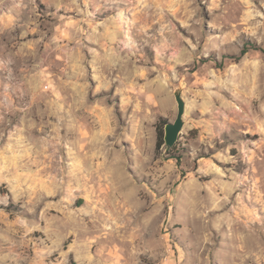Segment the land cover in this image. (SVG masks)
Here are the masks:
<instances>
[{"label": "rangeland", "instance_id": "374dc122", "mask_svg": "<svg viewBox=\"0 0 264 264\" xmlns=\"http://www.w3.org/2000/svg\"><path fill=\"white\" fill-rule=\"evenodd\" d=\"M0 264H264V0H0Z\"/></svg>", "mask_w": 264, "mask_h": 264}, {"label": "water", "instance_id": "95a60500", "mask_svg": "<svg viewBox=\"0 0 264 264\" xmlns=\"http://www.w3.org/2000/svg\"><path fill=\"white\" fill-rule=\"evenodd\" d=\"M182 88L179 87L174 91V97L177 104V115L173 123H168L164 127V144L167 148H172L179 139L180 133L184 126L183 116L185 104L181 97Z\"/></svg>", "mask_w": 264, "mask_h": 264}, {"label": "trees", "instance_id": "16d2710c", "mask_svg": "<svg viewBox=\"0 0 264 264\" xmlns=\"http://www.w3.org/2000/svg\"><path fill=\"white\" fill-rule=\"evenodd\" d=\"M162 145H164L163 133L160 132L159 135H158L157 149H159Z\"/></svg>", "mask_w": 264, "mask_h": 264}, {"label": "bare ground", "instance_id": "6f19581e", "mask_svg": "<svg viewBox=\"0 0 264 264\" xmlns=\"http://www.w3.org/2000/svg\"><path fill=\"white\" fill-rule=\"evenodd\" d=\"M126 184V183H125Z\"/></svg>", "mask_w": 264, "mask_h": 264}]
</instances>
